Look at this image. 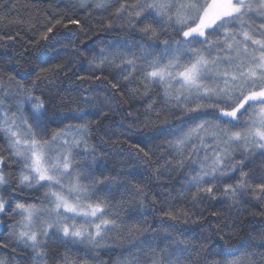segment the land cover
<instances>
[{"label": "snow or ice", "instance_id": "6c2138e0", "mask_svg": "<svg viewBox=\"0 0 264 264\" xmlns=\"http://www.w3.org/2000/svg\"><path fill=\"white\" fill-rule=\"evenodd\" d=\"M78 4L89 15L114 7L104 30L133 38L101 42L97 51L68 37L73 58L55 71L100 82L106 94L84 97L88 108L57 110L58 93L40 87L55 86L43 56L27 61V82L10 71L27 48L0 68V226L8 229L0 250H9L0 251V264H108L101 253L117 250L113 264H264V230L231 250L245 214L264 217V0ZM69 25L87 34L85 21L54 16L28 43L54 46L58 27ZM81 61L83 75L74 71ZM117 96L147 97L144 120L121 122L115 140L105 128L100 143L127 144L144 167L105 175L92 139L110 114L122 115ZM153 113L167 126L141 131ZM133 201L135 214L122 215ZM167 221L195 227L177 235Z\"/></svg>", "mask_w": 264, "mask_h": 264}, {"label": "trees", "instance_id": "16d2710c", "mask_svg": "<svg viewBox=\"0 0 264 264\" xmlns=\"http://www.w3.org/2000/svg\"><path fill=\"white\" fill-rule=\"evenodd\" d=\"M114 7H109L106 11L92 10L91 15H89L87 9L80 8L78 0H0V34L13 35L16 32H20V37L17 41H0V68L4 67V64L11 58L16 57L17 54L24 52L25 48L28 49L25 52L23 58L15 60L13 65H9V70L14 72H19L20 77H25L27 82L26 74L29 71L30 65L27 63L28 60L36 61L37 57L43 56L48 63L42 65L44 67L51 66L53 73L49 75L48 79L54 82L55 86L49 85L47 80L40 82V87L44 88L46 91L51 90L53 94L58 93L57 100L55 101L57 105V110L61 112H68L70 109L77 107L88 108L89 105L85 103L84 97H93L97 93H100V98H103L104 92L103 87L100 85L99 81H86L81 82L76 79L72 73H68L67 76L63 72L55 71V66L58 64H63L66 61L71 60L73 54V48L69 43L68 37H71L73 43L80 44L81 48L88 46L92 47L98 51V45L101 42L107 41H117L121 39H132L133 37L127 32H109L104 30V25L108 20L113 19L112 13L114 12ZM75 17L86 22L85 31L87 34L78 31L75 26L69 25V27L62 28L58 27L60 33L61 42L54 44V46H40L37 48L34 44H29L28 41H35L38 38L40 32L45 29V26L49 24L52 17ZM17 20H23L25 23H16ZM90 29V31H89ZM75 32V35H73ZM135 39H139L136 35ZM69 45L67 49L63 48V45ZM43 45V42H41ZM87 70L86 62H78L74 64V71L77 74L83 75ZM4 73L0 72V76ZM31 78H35L34 74ZM107 83L106 81L104 82ZM153 98L156 99L157 104L160 103V99L155 95V92L151 94ZM119 102L118 111L122 115L110 114L108 119L102 121V126L99 132H94L93 143H97L99 149L101 150L102 161L106 165L107 171L105 175H116L117 173H122L124 170L129 169L133 165H141L143 168V161L137 159H131L130 154L135 152V149H131L127 144L115 143V144H104L100 143V139L104 136V129H111L113 132L112 138L115 140L116 136L119 135L117 129L122 122L127 127L129 123H135L137 118L141 121L144 120V112L147 103L150 101L147 97L142 99L129 100L125 103L119 96H117L116 101ZM95 103V101H93ZM106 110V109H105ZM131 111L133 113L132 117H127V112ZM154 123L150 124L148 128H143L141 131L147 133L153 131L159 127H166L167 125L162 124L159 120H155V114L153 113ZM177 123L174 116L169 117V124ZM96 127L95 125L93 126ZM135 132V130H133ZM138 134V133H136ZM123 137L120 140L123 141ZM161 141H157L160 143ZM260 161L257 160L255 167L259 169ZM151 173L149 172V175ZM122 178V177H118ZM176 188H179V184L176 181H172ZM116 203L121 199L120 193H116ZM126 200H131V197L125 195ZM149 203V202H146ZM218 207V206H217ZM128 211L125 209H119L122 215H134L135 202L133 201L128 205ZM148 219L151 222L153 216L155 215L149 210L147 212ZM157 221L159 217H156ZM244 227L239 231L238 236L234 239L232 243V251H237L240 249V239L249 240L250 236H259L260 231L264 230V217L256 216L251 217L245 214L244 216ZM168 224L176 225V234L184 235L191 234L192 228L195 226H185L181 222L167 221L163 226L167 227ZM7 227L0 226V240L7 235ZM254 243H259V240L254 241ZM264 249H258L261 251ZM0 251H9L7 249H2ZM60 252H63V248H59ZM119 251L106 254L101 253V258L108 261V264H113V261L119 256ZM24 264V261H21Z\"/></svg>", "mask_w": 264, "mask_h": 264}]
</instances>
